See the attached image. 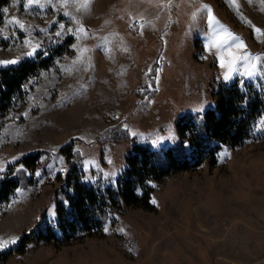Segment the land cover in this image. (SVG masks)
Segmentation results:
<instances>
[{
  "label": "rangeland",
  "instance_id": "1",
  "mask_svg": "<svg viewBox=\"0 0 264 264\" xmlns=\"http://www.w3.org/2000/svg\"><path fill=\"white\" fill-rule=\"evenodd\" d=\"M84 3L10 0L0 12V62L56 57L0 114V180L9 163L40 156L27 171L33 183L0 205V245L8 242L0 249L16 245L44 210L55 218L73 166L114 185L134 144L185 154L192 134L181 142L180 118L203 122L222 87L252 84L264 94V0ZM209 9L219 35L243 44L235 55L248 57L229 80L216 49L205 48ZM246 64L255 65L251 77L241 75ZM151 187L155 210L116 205L100 232L36 241L3 264H264V112L243 145Z\"/></svg>",
  "mask_w": 264,
  "mask_h": 264
},
{
  "label": "trees",
  "instance_id": "2",
  "mask_svg": "<svg viewBox=\"0 0 264 264\" xmlns=\"http://www.w3.org/2000/svg\"><path fill=\"white\" fill-rule=\"evenodd\" d=\"M9 2L0 0V12ZM55 58L52 52L42 60L27 59L15 65L0 63V114L7 112L23 95L28 78L48 69ZM263 112L262 91L252 84L233 83L219 90L216 108L206 113L203 122L197 123L192 117L180 118L181 142L185 143L186 133L192 134L182 156L172 149L157 151L146 144H134L126 156L124 170L114 185L107 187L102 182H90L83 166H73L60 187L63 202L57 204L55 218L49 219V211L44 210L38 223L23 234L16 245L0 249V264L16 253H24L28 245L36 241L62 242L80 234L100 232L109 221L112 223L111 213L116 205L155 210L150 193L152 181L202 167L209 160L217 162L225 146L238 147L252 137ZM39 160V154L32 153L9 163L0 180V205L10 202L20 192L18 190L33 183L27 171L36 167ZM144 186L149 190L142 193Z\"/></svg>",
  "mask_w": 264,
  "mask_h": 264
},
{
  "label": "snow or ice",
  "instance_id": "3",
  "mask_svg": "<svg viewBox=\"0 0 264 264\" xmlns=\"http://www.w3.org/2000/svg\"><path fill=\"white\" fill-rule=\"evenodd\" d=\"M67 2V0H65V3ZM27 4L28 5H32V4H37L39 5V0H27ZM39 6H43V5H39ZM82 7L84 9H87L88 7V3L87 0H85V3L82 5ZM5 12H7V9H4ZM209 16L207 18V23L209 25V27H211L213 30L211 32V35L209 36V42L208 44L205 45L206 50H211V49H216L217 53L219 54V60H220V66L222 68H227L228 71L224 76L225 80H229L231 79V73L235 70V65L237 64V62L241 59L247 61L248 57H239L237 55H235L233 48L235 49H240L243 48V44H235V41H237L239 38L235 37L234 35H232L231 33H226L224 36H220L219 33L215 30L214 28V18L211 16L210 12L211 10L209 9ZM64 15H68L67 12L64 13ZM195 19V17H193ZM70 19H75L74 17H71ZM18 23V21H17ZM78 23V21H77ZM21 27H23V25H20ZM61 27H63V25H61ZM76 31L81 32V33H86V30L82 27L78 28ZM256 31L259 33L260 29H256ZM262 35H264V33H261ZM57 36L60 35L59 32L56 33ZM225 49H227V56L229 57L228 60L225 59ZM37 51L36 47H32V50L29 51L27 53L28 57H32ZM3 63L5 65H15L18 63L17 60H11V61H5V62H0ZM254 70H255V65H245V69L244 72L241 73V75H248L249 77H251L252 75H254ZM199 111V110H198ZM162 139V138H161ZM155 143V142H154ZM4 169L0 168V172H2ZM37 176H39V173H36ZM19 191V190H18ZM152 203H156V201L153 199ZM107 231V229H106ZM16 241L13 240L11 241V243H15ZM8 242H5L3 245H0V247H4L6 246Z\"/></svg>",
  "mask_w": 264,
  "mask_h": 264
},
{
  "label": "water",
  "instance_id": "4",
  "mask_svg": "<svg viewBox=\"0 0 264 264\" xmlns=\"http://www.w3.org/2000/svg\"><path fill=\"white\" fill-rule=\"evenodd\" d=\"M12 60H16V59H12Z\"/></svg>",
  "mask_w": 264,
  "mask_h": 264
}]
</instances>
